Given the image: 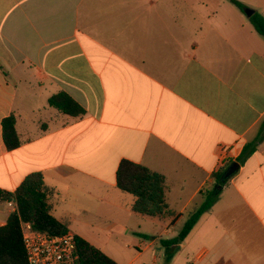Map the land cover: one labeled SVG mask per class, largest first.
Here are the masks:
<instances>
[{"label": "crops", "instance_id": "0c3cea01", "mask_svg": "<svg viewBox=\"0 0 264 264\" xmlns=\"http://www.w3.org/2000/svg\"><path fill=\"white\" fill-rule=\"evenodd\" d=\"M236 1L264 16V0ZM59 92L84 114L50 107ZM11 114L20 146L7 150ZM262 122L264 37L230 0H0V189L41 173L50 214L118 264L124 246L138 250L129 264L148 251L160 264V240L214 187L165 264H264V140L223 185L213 177ZM122 160L164 177L171 216L132 210ZM11 213L0 201V226Z\"/></svg>", "mask_w": 264, "mask_h": 264}, {"label": "trees", "instance_id": "16d2710c", "mask_svg": "<svg viewBox=\"0 0 264 264\" xmlns=\"http://www.w3.org/2000/svg\"><path fill=\"white\" fill-rule=\"evenodd\" d=\"M242 12L246 8L236 0H230ZM255 32L264 37V16L254 12L248 18ZM48 105L63 114L80 116L83 108L64 92H59L48 99ZM2 140L7 150L20 146V140L15 129L14 115L6 116L1 121ZM264 140V122L257 137L244 145L236 162L242 163L251 156L259 143ZM225 168L213 174L216 186L223 185ZM116 185L126 193L131 194L135 201L132 210L148 217L163 218L171 216L164 196L165 179L158 173L151 172L146 167L122 160L116 170ZM219 191L216 187L204 194L203 202L190 214L182 229L172 239L160 240L164 248L165 263L171 261L180 243L193 229L200 216L216 201ZM52 190L45 186L42 174L34 172L27 175L20 185L8 192L0 189V201H14L17 210L12 212L6 223L0 226V264H29L24 247L20 224L28 222L35 231L50 235L69 233L65 224L59 222L50 214L49 198ZM74 236V235H73ZM147 238H150L147 236ZM76 251L79 256L78 264H118L105 253L95 248L79 236H74Z\"/></svg>", "mask_w": 264, "mask_h": 264}, {"label": "built area", "instance_id": "2783aa9c", "mask_svg": "<svg viewBox=\"0 0 264 264\" xmlns=\"http://www.w3.org/2000/svg\"><path fill=\"white\" fill-rule=\"evenodd\" d=\"M6 204L12 212H16L14 201H7ZM20 227L29 264H78L79 256L72 234L50 235L38 232L28 222H22Z\"/></svg>", "mask_w": 264, "mask_h": 264}, {"label": "rangeland", "instance_id": "374dc122", "mask_svg": "<svg viewBox=\"0 0 264 264\" xmlns=\"http://www.w3.org/2000/svg\"><path fill=\"white\" fill-rule=\"evenodd\" d=\"M111 253V252H109ZM138 253V250L134 247L127 248V247H122V250L118 252L119 256H115L116 259H118L120 264H129L132 262L133 257ZM177 253V251H176ZM175 253V254H176ZM174 254V255H175ZM107 255V254H106ZM112 255V254H111ZM109 256V255H108ZM174 257V256H173ZM172 257V258H173ZM111 258V257H110ZM113 259V258H112ZM114 260V259H113ZM151 260V251H148L145 256H143L140 260H136L131 264H149ZM172 260V259H171ZM115 261V260H114ZM117 263V262H116ZM160 264H165V259H164V254L162 258V262L160 261Z\"/></svg>", "mask_w": 264, "mask_h": 264}, {"label": "water", "instance_id": "95a60500", "mask_svg": "<svg viewBox=\"0 0 264 264\" xmlns=\"http://www.w3.org/2000/svg\"><path fill=\"white\" fill-rule=\"evenodd\" d=\"M244 13L247 16V18H249L254 13V11L251 9L245 8ZM238 168H239V164L237 162L231 163L224 171L222 180L226 181L229 178H231L237 172Z\"/></svg>", "mask_w": 264, "mask_h": 264}]
</instances>
